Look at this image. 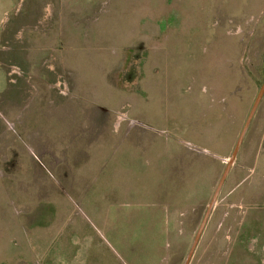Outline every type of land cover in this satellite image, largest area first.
Listing matches in <instances>:
<instances>
[{
  "label": "rangeland",
  "instance_id": "1",
  "mask_svg": "<svg viewBox=\"0 0 264 264\" xmlns=\"http://www.w3.org/2000/svg\"><path fill=\"white\" fill-rule=\"evenodd\" d=\"M264 82V0H0V264H184ZM188 264H264V93Z\"/></svg>",
  "mask_w": 264,
  "mask_h": 264
},
{
  "label": "water",
  "instance_id": "2",
  "mask_svg": "<svg viewBox=\"0 0 264 264\" xmlns=\"http://www.w3.org/2000/svg\"><path fill=\"white\" fill-rule=\"evenodd\" d=\"M263 93H264V82H263L262 86L260 87V90H259V92H258V94H257V96H256V98L254 100V103H253V105H252V107L250 109V112L248 114V117L246 119L244 127H243V129H242L237 141H236L235 147H234L233 152H232L231 157H230L229 164L224 169V172H223V174H222V176H221V178L219 180V183H218V185H217V187L215 189V192L213 193V196H212L209 204L207 205L206 212H205L204 217H203V219H202V221L200 223V226H199L198 231H197V233L195 235V238H194V240L192 242V245L190 247V250L188 252V255L186 257V260H185L184 264H188L189 263L192 255H193V252L195 251V248L197 246V243H198V240L200 238V235H201V233H202V231H203V229H204V227L206 225V222H207V220L209 218V215H210V213H211V211H212V209L214 207V204H215V202L217 200V197H218L219 192H220V190H221V188L223 186V183H224V181H225V179H226V177L228 175L230 167L234 163V160L236 158V155H237V153L239 151V148H240V145L242 143L243 137H244V135L246 133V130H247L248 126H249V123H250V121H251V119H252V117H253L256 109H257V106H258V104H259V102L261 100V97H262Z\"/></svg>",
  "mask_w": 264,
  "mask_h": 264
}]
</instances>
